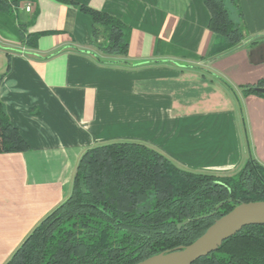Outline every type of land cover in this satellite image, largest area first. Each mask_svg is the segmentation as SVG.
Listing matches in <instances>:
<instances>
[{"label": "crops", "instance_id": "crops-1", "mask_svg": "<svg viewBox=\"0 0 264 264\" xmlns=\"http://www.w3.org/2000/svg\"><path fill=\"white\" fill-rule=\"evenodd\" d=\"M7 1L0 102L27 149L0 154V264L68 198L89 148L141 143L221 177L264 167V97L242 93L264 85V0L229 8L244 37L217 56L203 0ZM80 6L127 27L124 57L92 46Z\"/></svg>", "mask_w": 264, "mask_h": 264}, {"label": "trees", "instance_id": "trees-1", "mask_svg": "<svg viewBox=\"0 0 264 264\" xmlns=\"http://www.w3.org/2000/svg\"><path fill=\"white\" fill-rule=\"evenodd\" d=\"M214 34L213 55L244 37L236 0H203ZM0 0V11H7ZM91 44L99 52L126 55L128 29L86 7ZM262 83L243 88L256 94ZM264 97V96H262ZM27 149L0 102V154ZM264 201V167L250 159L236 173L217 176L179 169L141 143L118 142L87 149L79 158L68 198L30 232L5 264H137L188 246L238 203ZM177 225H180L177 228ZM193 264H264V225H250L216 252Z\"/></svg>", "mask_w": 264, "mask_h": 264}, {"label": "water", "instance_id": "water-1", "mask_svg": "<svg viewBox=\"0 0 264 264\" xmlns=\"http://www.w3.org/2000/svg\"><path fill=\"white\" fill-rule=\"evenodd\" d=\"M264 96V88H255ZM264 225V201L238 203L229 213L221 216L193 243L174 251L152 256L137 264H193L216 252L221 244L244 227ZM180 225H177L179 228Z\"/></svg>", "mask_w": 264, "mask_h": 264}, {"label": "built area", "instance_id": "built-area-1", "mask_svg": "<svg viewBox=\"0 0 264 264\" xmlns=\"http://www.w3.org/2000/svg\"><path fill=\"white\" fill-rule=\"evenodd\" d=\"M25 11L26 12H29L30 11V4L29 3H27V5L25 6Z\"/></svg>", "mask_w": 264, "mask_h": 264}]
</instances>
